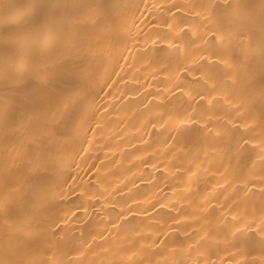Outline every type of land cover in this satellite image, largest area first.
Returning <instances> with one entry per match:
<instances>
[{
	"label": "bare ground",
	"instance_id": "obj_1",
	"mask_svg": "<svg viewBox=\"0 0 264 264\" xmlns=\"http://www.w3.org/2000/svg\"><path fill=\"white\" fill-rule=\"evenodd\" d=\"M0 264H264V0H0Z\"/></svg>",
	"mask_w": 264,
	"mask_h": 264
}]
</instances>
